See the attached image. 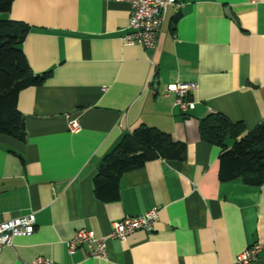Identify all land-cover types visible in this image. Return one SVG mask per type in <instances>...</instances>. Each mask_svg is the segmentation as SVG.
<instances>
[{"label": "crops", "instance_id": "crops-1", "mask_svg": "<svg viewBox=\"0 0 264 264\" xmlns=\"http://www.w3.org/2000/svg\"><path fill=\"white\" fill-rule=\"evenodd\" d=\"M129 10L123 0H13L0 14L29 27L22 49L32 72H50L19 92L25 139L0 133V217L36 220L0 250V264H235L255 242L251 264H264V182L222 181L221 147L199 134L210 113L240 123L242 135L264 119V0H177L154 48L121 41ZM174 82L197 85L185 112L166 92ZM142 125L186 143L185 158L149 160L123 173L118 200H98L102 157ZM154 206L153 231L109 238L111 222ZM81 229L106 240L105 259L84 246L68 254Z\"/></svg>", "mask_w": 264, "mask_h": 264}, {"label": "trees", "instance_id": "trees-1", "mask_svg": "<svg viewBox=\"0 0 264 264\" xmlns=\"http://www.w3.org/2000/svg\"><path fill=\"white\" fill-rule=\"evenodd\" d=\"M13 0H0V14L10 11ZM29 27L22 22L0 19V133L19 140L26 136L25 117L18 109L19 92L30 86L42 85L50 72H32L22 43ZM240 123L225 115L210 113L200 119V138L221 147L219 178L222 181L241 179L248 185L264 182V119L243 133ZM231 140L227 144V140ZM187 145L175 141L170 134L142 125L125 134L105 154L93 176V192L102 202L119 198L123 173L143 166L155 158L182 160Z\"/></svg>", "mask_w": 264, "mask_h": 264}, {"label": "built area", "instance_id": "built-area-1", "mask_svg": "<svg viewBox=\"0 0 264 264\" xmlns=\"http://www.w3.org/2000/svg\"><path fill=\"white\" fill-rule=\"evenodd\" d=\"M129 3V17L127 33L121 37L125 44L140 45L143 48H154L158 40L161 25L165 20L171 5L177 0H123ZM195 82H174L166 87V92L175 94L174 105L185 112L194 102L190 94L196 90ZM69 130L77 132L80 125L77 120L69 121ZM160 209L154 206L138 215H126L121 219L111 222L109 238L124 240L135 231L151 232L159 217ZM35 215L33 213L12 218L0 217V250L12 244L18 236H29L35 229ZM84 246L87 255L93 258L105 259L107 245L104 238H98L93 230L81 229L66 241L69 255ZM262 250V244L255 242L237 254L235 264H251L256 261ZM28 264H59L50 258L38 256Z\"/></svg>", "mask_w": 264, "mask_h": 264}]
</instances>
